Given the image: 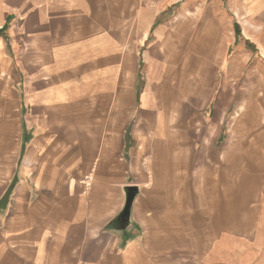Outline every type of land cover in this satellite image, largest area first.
Masks as SVG:
<instances>
[{
    "label": "crops",
    "instance_id": "1",
    "mask_svg": "<svg viewBox=\"0 0 264 264\" xmlns=\"http://www.w3.org/2000/svg\"><path fill=\"white\" fill-rule=\"evenodd\" d=\"M23 6L0 0V264H264V111L237 97L264 0Z\"/></svg>",
    "mask_w": 264,
    "mask_h": 264
},
{
    "label": "rangeland",
    "instance_id": "2",
    "mask_svg": "<svg viewBox=\"0 0 264 264\" xmlns=\"http://www.w3.org/2000/svg\"><path fill=\"white\" fill-rule=\"evenodd\" d=\"M3 1L5 2L9 1L11 3L13 2L29 3L30 6H23L20 7V9H23L25 11L29 10L32 14L34 13V15L37 14V7H36L37 0H3ZM10 14H12L11 16L13 17L9 19L6 31L4 28L0 29V38L3 40L2 45L5 48H7L6 49L7 53L10 52L9 47H16L21 49L23 44L21 40V30H22V18L20 16L21 13L19 15L16 12ZM255 42L258 44V47H254L253 54L251 55L250 58H248L249 60L246 65L240 64V60L243 57V55L240 52L238 53V72H237V97L239 100L238 110L243 112V116L245 115V112L247 110H253L251 109V104L250 106L248 104L250 103L248 96L249 97L254 96V98L258 102L257 103L258 107L262 111H264V53H262L263 49L261 50V47H259L261 44H263L264 46V39H256ZM238 51H240V48L238 49ZM252 67L254 69H252ZM139 106H140L139 101L137 100L136 104L134 105L135 110H138ZM6 126L10 127V125H6Z\"/></svg>",
    "mask_w": 264,
    "mask_h": 264
},
{
    "label": "water",
    "instance_id": "3",
    "mask_svg": "<svg viewBox=\"0 0 264 264\" xmlns=\"http://www.w3.org/2000/svg\"><path fill=\"white\" fill-rule=\"evenodd\" d=\"M123 192L125 196L124 206L117 216L107 224V230L124 232L130 227L131 208L138 194V188L133 186L125 187Z\"/></svg>",
    "mask_w": 264,
    "mask_h": 264
}]
</instances>
